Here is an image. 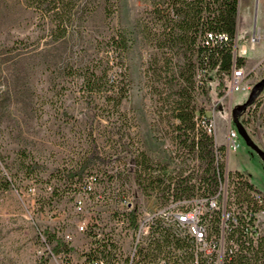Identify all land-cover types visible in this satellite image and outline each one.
Returning <instances> with one entry per match:
<instances>
[{"label": "rangeland", "instance_id": "rangeland-1", "mask_svg": "<svg viewBox=\"0 0 264 264\" xmlns=\"http://www.w3.org/2000/svg\"><path fill=\"white\" fill-rule=\"evenodd\" d=\"M148 8L141 0H121L110 17L99 5L74 19L66 35L53 37L27 0H0V264H54L47 232L72 249L58 253L61 264H83L98 247V238L129 248L133 236L126 229L121 199L138 211L156 212L171 197L161 187L144 192L128 176L137 154L149 157L152 171L164 172L165 183L202 171L195 155L175 142L176 117L170 107L182 84L170 66L183 58L163 54L154 38L146 37L145 25L154 20ZM238 16L240 35L247 25L248 37L253 33L264 44V0H240ZM120 26L132 42L122 59L106 45ZM241 39H235L237 49ZM247 39L251 46L252 38ZM166 57L172 58L169 66ZM243 69L245 89L233 95L227 94L226 73L209 81L206 94L200 71L195 87L182 92L213 121L211 134L223 153V167L243 173L264 193L260 157L240 135L238 149L227 151L228 129L235 127L232 110L264 76V59ZM84 76L94 80L93 90L83 86ZM119 93L125 94L122 115L112 105ZM257 100L240 120L264 149V90ZM86 108L96 113L92 128L83 114ZM93 139L108 162L90 160L81 178L68 176L67 169L88 161ZM33 163L36 168L29 171ZM91 174L98 177L96 191L107 198L88 196L85 184ZM77 199L83 201L80 210Z\"/></svg>", "mask_w": 264, "mask_h": 264}, {"label": "trees", "instance_id": "trees-1", "mask_svg": "<svg viewBox=\"0 0 264 264\" xmlns=\"http://www.w3.org/2000/svg\"><path fill=\"white\" fill-rule=\"evenodd\" d=\"M32 6L38 8L47 24V33L53 37L66 35L68 25L88 10L91 14L99 5L103 7L106 16L112 17L119 8L121 0H27ZM148 5L149 12L154 19L146 23L144 33L148 38H154L156 46L167 54H181L183 60L174 63L171 69L172 74L187 91L188 86L195 87L197 80L195 75L198 71L202 73L201 82L206 94L209 90V81L221 77L223 73L231 74L236 67L246 66V57L239 55L235 49V39L239 28V2L240 0H141ZM209 34L214 39H210ZM219 34H225L227 39H220ZM132 35V33L130 34ZM126 29L115 28L107 39V49L113 55L122 59L128 53L132 42ZM236 51V52H235ZM165 65H171L172 58H165ZM168 59V60H167ZM93 79L89 76L83 77V86L89 91L93 90L91 85ZM220 87L224 86L219 81ZM182 88L178 90V97L170 107L172 115L176 117V129L178 135L175 142L181 149L193 153L199 160L202 171L194 176L189 173L181 177L176 183L170 180L165 183L164 172L158 168L157 172L151 169V161L147 155L137 154L134 163L127 168L128 176L139 186V189L153 191L161 187L167 195L174 198L190 197L196 190L213 193L217 189L216 176V155L214 136L198 125L197 118L207 119L206 111L199 108L189 98L187 92L183 93ZM125 94L119 93L114 96L113 107L122 115L120 105ZM258 98V97H257ZM257 99L253 103H257ZM245 111L242 113V115ZM88 125L92 128L96 113L91 108H86L84 113ZM199 119V120H200ZM198 120V121H199ZM90 158L81 165L72 166L67 169L68 176L81 178L82 173L90 160L107 163L108 161L99 154L98 145L93 139L91 143ZM126 149V148H125ZM124 150V149H123ZM122 150V151H123ZM129 152V151H127ZM33 163L29 171L36 168ZM223 169V163L218 164ZM163 173V174H161ZM196 178L191 182L192 178ZM9 185V181H8ZM243 184H237L234 189L238 192L243 189ZM171 193V194H170ZM130 224L137 226V209L133 208L128 213ZM98 234H95V237ZM98 247L102 251L107 249L109 242L106 238H98ZM47 244H52L55 253L71 251L69 244L56 238L54 233L47 232ZM141 243L145 244L139 249L141 258L154 259L159 256L167 259L179 260L190 259L192 239L178 234L174 226H166L162 218H157L152 226L150 234ZM225 264H252L239 255H232L226 259Z\"/></svg>", "mask_w": 264, "mask_h": 264}, {"label": "built area", "instance_id": "built-area-1", "mask_svg": "<svg viewBox=\"0 0 264 264\" xmlns=\"http://www.w3.org/2000/svg\"><path fill=\"white\" fill-rule=\"evenodd\" d=\"M210 39H214L209 34ZM220 39H227L219 34ZM252 38V44L256 41ZM251 44V45H252ZM236 47V46H235ZM244 51H246L244 49ZM255 70H250L254 73ZM247 73L243 67H235L227 79V94L233 95L245 89ZM198 125L212 133V120L200 119ZM239 133L236 127H230L227 133V151L238 149ZM217 189L213 193L196 190L190 197L174 198L156 212L137 210V226L130 224L128 213L134 207L125 197L121 203L126 207L125 223L133 236V243L126 248L122 243H110L107 249H92L83 264H225L232 255H239L252 264H264V193L241 172H230L218 165L223 153L216 147ZM98 177L91 174L85 184L86 192L94 194L95 200H103L102 192L96 191ZM243 184L238 192L235 185ZM83 201L76 200V208L82 209ZM162 218L166 226H174L178 234L192 239L190 259L172 260L159 256L154 259L141 258L139 249L145 244L141 241L150 234L157 218ZM83 229V226H80ZM69 237L65 235V240ZM49 253L58 262L55 253L47 244Z\"/></svg>", "mask_w": 264, "mask_h": 264}, {"label": "water", "instance_id": "water-1", "mask_svg": "<svg viewBox=\"0 0 264 264\" xmlns=\"http://www.w3.org/2000/svg\"><path fill=\"white\" fill-rule=\"evenodd\" d=\"M235 49L237 51V46L235 47ZM263 90L264 76L253 85L248 94L247 99L244 102L238 103L234 106L232 110V116L239 135L243 138L246 145L249 146L260 157L261 161L264 164V149L261 148L257 143H255V141L251 138L250 134L248 133L246 127L240 120V116L242 115V113L246 111L248 107L253 105V103L255 102L257 97L262 93Z\"/></svg>", "mask_w": 264, "mask_h": 264}, {"label": "crops", "instance_id": "crops-1", "mask_svg": "<svg viewBox=\"0 0 264 264\" xmlns=\"http://www.w3.org/2000/svg\"><path fill=\"white\" fill-rule=\"evenodd\" d=\"M247 25L244 29V32L242 34V36L239 33V28H238V32H237V39L238 38H242L240 40L241 44L239 49H237V53L239 55H242L244 57H246V66H254V64H257L259 62H261L264 59V44L260 43V40H256L251 46L248 43V39L247 38H253L254 34L252 33L250 35V37H248V29H247ZM244 49L246 51H244ZM250 50V54L248 53V51Z\"/></svg>", "mask_w": 264, "mask_h": 264}]
</instances>
